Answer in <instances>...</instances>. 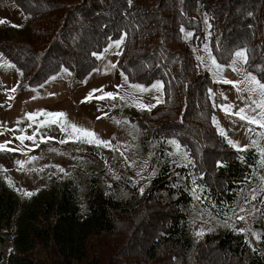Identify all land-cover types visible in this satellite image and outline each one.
Instances as JSON below:
<instances>
[{"label": "trees", "instance_id": "obj_1", "mask_svg": "<svg viewBox=\"0 0 264 264\" xmlns=\"http://www.w3.org/2000/svg\"><path fill=\"white\" fill-rule=\"evenodd\" d=\"M17 2L33 19L38 41H0V52L30 85L65 68L83 81L99 66L93 53L125 34L118 69L134 83L162 79L165 100L136 118L156 144L160 166L139 198H114L94 181L80 194L65 181L20 204L1 181L0 230L16 224L17 250L6 264H189L194 210L226 219L262 180L257 152H237L214 126L209 90L217 85L198 72L181 29L194 30L196 44L204 40L207 24L219 63L228 65L230 55L244 47L247 71L264 80V0ZM51 12L47 23L37 22ZM256 225L264 227V216ZM3 255L0 249V264ZM195 264H264V232L252 245L243 232L218 228L198 246Z\"/></svg>", "mask_w": 264, "mask_h": 264}, {"label": "rangeland", "instance_id": "obj_2", "mask_svg": "<svg viewBox=\"0 0 264 264\" xmlns=\"http://www.w3.org/2000/svg\"><path fill=\"white\" fill-rule=\"evenodd\" d=\"M201 9L202 7L199 11ZM51 16L52 12L39 15L36 20L44 24L51 19ZM0 20L7 21L0 23V41L10 40L28 44H35L38 41L32 28L33 19L21 11L17 0H0ZM204 26L206 32L204 40L196 44H194V30L183 28V35L193 46L198 72L208 73L217 85L216 91L210 93L215 109L212 116L214 126L218 132L223 130L226 133L225 138L237 141L241 146L249 145L252 140H259L261 145H264V140L256 135L264 129L249 125L234 115H226L220 107L234 105L232 111L235 112L245 107L246 102L251 103V101L247 92H238L232 84L218 82L220 78L215 75L214 70H210L211 65L204 46L208 45L211 54L215 55L210 44L208 25L204 24ZM187 32L193 33V36L186 37ZM122 38L123 43L116 47L114 42ZM125 39L126 35L123 34L112 40L106 47L108 51L99 53L103 58H99L98 68L83 81H75L71 70L68 69L66 73L62 69L43 84L33 86L23 78L22 72L15 66L0 68V144L7 142L8 149H16L0 151V183L4 181L12 187L15 198L20 204L32 202L40 196L43 189L65 181H71L72 185L79 189L80 194H83L91 181H94L106 194L120 200L132 196L139 198L150 189L160 170L159 162L156 161L157 146L147 138L146 130L136 118L145 116L164 102V83L159 78L151 84L134 83L129 79L125 81L126 75L118 69L115 60L123 50ZM241 49L245 48L240 47L237 50ZM0 56L3 57L0 63L13 65L1 52ZM198 57H204V60L201 61ZM231 62L228 65H231ZM236 67L240 69L239 73L229 68L221 73V77L231 81H242L245 72L248 71L243 61H237ZM157 81L162 83L160 91L152 89V85ZM131 84L142 85L151 90H134L130 87ZM118 85L120 87H117ZM240 87L243 88L244 85ZM101 88L103 92L98 91L93 94L91 100L81 102L93 89ZM106 92L116 94V98L102 100L96 98ZM157 97L162 101L161 103H157ZM134 101L155 106L149 111L136 106ZM39 109L66 113L69 122L93 130L101 140L110 141V145L97 146L73 142L60 130L59 125L40 127V121L45 120L46 117L39 116L35 121L27 119L28 113H34ZM104 113H107L106 117L97 119ZM213 117L218 122L219 128ZM249 128L253 131L248 132ZM19 129L25 131L21 132ZM34 132H36L35 141L25 140L21 143L20 140L15 139L20 135H32ZM41 137L44 138L43 141ZM61 140L68 142L60 143ZM32 157L36 159L32 160ZM16 161H30V163H26L23 170H20ZM259 162L261 165L260 159ZM260 173L264 176L262 166ZM261 188H264V180L255 188L248 190L226 219L215 218L199 208L194 210L191 222L194 246L189 255V264H195L197 248L204 242L206 235L218 228L243 232L249 242L256 245L259 240L257 237L264 232V227L256 225L264 216V195L260 193ZM26 193L32 194L26 195ZM253 195L256 196L254 201L251 200ZM80 206L85 212L87 205L84 197L80 201ZM241 216L245 219H239ZM15 238L14 222L0 230V249L4 254L2 264H6L9 253L17 250Z\"/></svg>", "mask_w": 264, "mask_h": 264}, {"label": "snow or ice", "instance_id": "obj_3", "mask_svg": "<svg viewBox=\"0 0 264 264\" xmlns=\"http://www.w3.org/2000/svg\"><path fill=\"white\" fill-rule=\"evenodd\" d=\"M131 2V0H129ZM0 23H7L6 20H0ZM15 26V25H14ZM183 31V29H181ZM186 37L193 36V33L187 32L185 33ZM123 43V38L121 40H117L114 42V45L116 47H119L120 44ZM105 52L108 51L106 48L104 50ZM204 51L208 53V59L210 61L211 68L210 70H214L215 75L220 78L218 82L226 83V84H232L234 87H236V90L238 92H247L249 94V99L251 103H245V107H241L238 111L233 112L232 108L234 105H221L220 107L225 112L226 115H234L239 118L241 121L247 122L249 125H255L260 129H264V80L259 79L256 75H253L251 72H245L244 79L242 81H231L228 79H223L221 77V73L225 71L226 69L235 71L237 73L240 72V69L236 67L237 61H243L244 65H247L248 59H247V49H241L235 51L233 54L230 55L231 59V65H221L216 59L215 56L211 54V51L208 47V45L204 46ZM119 54V53H117ZM94 56H97V58H103L102 54L93 53ZM234 57V58H233ZM3 57L0 56V60H2ZM201 61L204 60V57H198ZM14 65L10 63H0V68H12ZM112 67H115V65H112ZM64 72H68L69 70L67 68L63 69ZM70 74V73H69ZM123 75V74H122ZM55 79V77H53ZM125 81L127 82V77H124ZM240 85H244V87H240ZM117 87H120L119 85ZM130 87L134 90L139 91H150L151 89L145 88L142 85L138 84H131ZM152 89H156L157 91H160L162 89V83L160 81H157L155 84L152 85ZM12 91H15V89H12ZM103 92V88L101 89H93L85 98L82 103L87 102L93 98V94L96 92ZM211 93V90H209ZM258 97V98H257ZM97 99H105V98H116V94L111 92H106L104 95L96 97ZM11 99V97H10ZM35 99V97H34ZM120 99H125V97H120ZM226 99V97H225ZM157 103H161L162 101L159 99V97L156 98ZM136 106L142 108L151 110L152 107L155 105H145L143 103H140L138 101H134ZM44 116L46 117L45 120L40 121V127L45 126H51V125H59L60 130L62 132H65L68 136V139L72 140L73 142H83L87 144H96L97 146H109L110 141H104L101 140L97 134L93 130H89L83 127H80L74 123H71L67 120V114L64 112H49L47 110L39 109L34 113H28L27 119L35 121L37 117ZM107 116V113H104L103 116L97 117V119H101ZM214 122L215 117H213ZM17 123H20V121H17ZM116 123H119V121H116ZM217 127L219 128L218 122H216ZM31 126V125H30ZM70 130V131H69ZM19 131L24 132V129H19ZM253 129L249 128L248 132H252ZM219 134L221 136L226 137V133L223 130H220ZM257 136H259L262 140H264V131H260L256 133ZM36 132H34L32 135H20L18 137H15V139L20 140L21 143H23L25 140L28 141H35ZM43 137H41V140L43 141ZM227 139V138H226ZM68 140H61L60 143H66ZM172 144H176L177 148L179 150V144L177 141L173 140L170 141ZM227 143L234 148L237 152L243 153L249 151V149H253L257 151L258 158L261 160V166L264 167V145H261L259 140H252L249 145L247 146H241L239 142L233 141L231 139H227ZM7 142L4 144H0V151H15L16 149H8L6 147ZM115 150V149H113ZM36 159L35 157H32V160ZM26 163H30V161H16V164L19 166L20 170H23ZM63 171V169H60ZM261 180H264V176L260 177ZM11 183V181H9ZM261 195H264V188L260 189ZM32 193H26V195H31ZM256 196L253 195L251 197V200H255ZM243 211V209H242ZM239 219L243 220L245 219L243 216L239 217ZM243 231V230H241ZM259 238V237H257Z\"/></svg>", "mask_w": 264, "mask_h": 264}, {"label": "built area", "instance_id": "obj_4", "mask_svg": "<svg viewBox=\"0 0 264 264\" xmlns=\"http://www.w3.org/2000/svg\"><path fill=\"white\" fill-rule=\"evenodd\" d=\"M201 16H202V18H205L206 17L204 13H202Z\"/></svg>", "mask_w": 264, "mask_h": 264}, {"label": "crops", "instance_id": "obj_5", "mask_svg": "<svg viewBox=\"0 0 264 264\" xmlns=\"http://www.w3.org/2000/svg\"><path fill=\"white\" fill-rule=\"evenodd\" d=\"M115 60H117V59H115Z\"/></svg>", "mask_w": 264, "mask_h": 264}]
</instances>
